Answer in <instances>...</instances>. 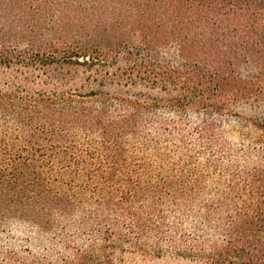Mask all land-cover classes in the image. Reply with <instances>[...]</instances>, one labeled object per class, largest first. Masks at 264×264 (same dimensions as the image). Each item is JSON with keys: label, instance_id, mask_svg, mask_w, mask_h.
Wrapping results in <instances>:
<instances>
[{"label": "trees", "instance_id": "obj_1", "mask_svg": "<svg viewBox=\"0 0 264 264\" xmlns=\"http://www.w3.org/2000/svg\"><path fill=\"white\" fill-rule=\"evenodd\" d=\"M108 61L167 101L0 82V226L54 232L62 264L150 238L188 264H264V142L234 150L214 118L264 97V0H0V72Z\"/></svg>", "mask_w": 264, "mask_h": 264}, {"label": "rangeland", "instance_id": "obj_2", "mask_svg": "<svg viewBox=\"0 0 264 264\" xmlns=\"http://www.w3.org/2000/svg\"><path fill=\"white\" fill-rule=\"evenodd\" d=\"M57 57L54 59L62 60ZM118 70L124 71L111 61L93 67L59 62L44 67L33 66L29 70L16 65L11 71L0 72V82L2 85L6 82L14 83L20 93L28 91L50 94L56 91L58 94L86 95L93 92L104 99L119 97L144 101L162 97L167 101V98L163 97L165 95L157 90L152 91L142 85L131 86L125 80L116 79L115 74L120 72ZM164 105L155 114L165 118L171 117L172 112ZM190 117L197 121L201 116L197 117L195 113H191ZM214 118L217 120L221 138L234 150H248L259 142H264V97L245 99L237 104L230 103L222 115ZM91 208L96 209L94 206ZM73 234L71 229L64 233L66 238H73ZM55 236L54 232L40 235L30 226L14 222L0 226V264H62L71 258V254L62 249ZM73 241L72 244L76 248L87 247L92 243L88 234L75 237ZM99 241L97 239L93 243L100 245ZM141 243L144 246L142 250H145L143 254L132 252L125 244V253L120 256L116 254L120 259L118 264H188L186 261L175 260L171 254H166V244L159 246L163 254L152 252L155 245L153 238Z\"/></svg>", "mask_w": 264, "mask_h": 264}]
</instances>
